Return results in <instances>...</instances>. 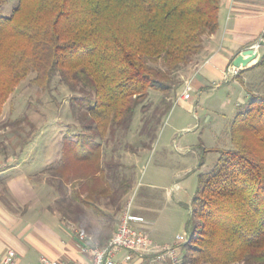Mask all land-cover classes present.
I'll return each instance as SVG.
<instances>
[{"label": "trees", "instance_id": "1", "mask_svg": "<svg viewBox=\"0 0 264 264\" xmlns=\"http://www.w3.org/2000/svg\"><path fill=\"white\" fill-rule=\"evenodd\" d=\"M7 2L0 0V116L31 73L44 90L58 75L75 93L71 109L79 125L77 141L64 136V157L80 142L94 159L83 177L89 194L81 201L99 213L94 202L108 191L107 199L122 208L133 172L127 166L120 171L114 159L101 164V154L109 138L119 141L130 131L140 106L147 112L151 90L163 94V108L146 117L141 132L154 141L181 84L178 72L201 52L203 37L218 30L221 0H18L5 16ZM255 67H264V53ZM32 135L19 134V142ZM231 144L200 175L193 198L199 209L182 245V264H264V94L237 112ZM55 188L56 205L69 221L66 185Z\"/></svg>", "mask_w": 264, "mask_h": 264}, {"label": "rangeland", "instance_id": "2", "mask_svg": "<svg viewBox=\"0 0 264 264\" xmlns=\"http://www.w3.org/2000/svg\"><path fill=\"white\" fill-rule=\"evenodd\" d=\"M17 1L8 0L2 7L5 16L11 15ZM261 45L257 42L253 48L258 50ZM259 52L262 56L264 49L259 48ZM188 66L178 72L181 84L171 96L172 106L162 118L153 142L141 130L146 117H150L156 107L158 110L163 108V94L154 90L150 91L145 102L147 112H143L142 106L136 110L130 131L119 141L113 142L109 138L104 159L124 163L130 167L128 174L133 172L131 166L134 165L132 189L121 200L122 208L116 202L115 223L107 220L110 228L115 224L111 237L129 202L131 213L147 220H144L148 226L146 231L155 243L172 245L176 243L177 235L188 234L190 221L195 219L192 213L199 209L193 198L200 175L213 169L221 151L232 148L231 125L237 112L245 109L255 95L264 94V67H257L254 71L249 70L254 65L238 68L232 63L227 69L228 78L199 91L193 87L192 71L187 70ZM233 67L239 70L234 73L231 71ZM245 70L248 71L244 74ZM35 75L31 73L23 80L6 102L0 116V141L15 132L22 139L33 134V142H42L45 137H49V142L57 138L61 141L65 135H70L73 142L77 141L75 136L79 133V125L71 109V97L75 93L61 82L58 75L50 88L44 90L34 84ZM240 75L246 78L245 87L236 79ZM187 85L191 90H186ZM185 92L190 93V99L182 100ZM240 99L242 101L237 105ZM52 173L50 167L40 177L51 181L55 187Z\"/></svg>", "mask_w": 264, "mask_h": 264}, {"label": "crops", "instance_id": "3", "mask_svg": "<svg viewBox=\"0 0 264 264\" xmlns=\"http://www.w3.org/2000/svg\"><path fill=\"white\" fill-rule=\"evenodd\" d=\"M257 42L264 49V0H221L218 30L203 37L202 51L187 68L192 71L193 87L204 90L228 78L227 69L234 58ZM260 56L259 52L248 64L247 68L254 65L249 70L258 69L255 64ZM243 75L236 79L245 87ZM48 138L42 142L32 139L18 142L19 135L11 133L0 141V259L13 249L20 264H41L42 256L57 261L86 262L90 255L82 251L80 231L88 233L98 247L105 246L112 235L115 224L110 228L107 220L115 223L118 211L117 205L107 199L111 192L104 191L101 200L94 202L99 213L92 204L81 201L89 194L83 177L91 173L94 165L90 147L82 150L80 142L74 143L69 157L65 158V140L57 138L49 142ZM104 160L103 151L101 164ZM120 164V171H124V163ZM50 167L56 186L61 181L66 185L69 221L63 219L56 205L59 192L49 180L40 177ZM131 167L134 172V165ZM103 186L100 184L101 189Z\"/></svg>", "mask_w": 264, "mask_h": 264}, {"label": "built area", "instance_id": "4", "mask_svg": "<svg viewBox=\"0 0 264 264\" xmlns=\"http://www.w3.org/2000/svg\"><path fill=\"white\" fill-rule=\"evenodd\" d=\"M239 69L231 68L237 72ZM186 90H191L187 85ZM182 100L190 99V93L185 92ZM147 223L131 213L129 202L122 213L117 229L104 247L92 244V238L82 232L79 240L84 243L82 251L90 255L86 262L57 261L42 256L41 264H182L181 245L189 241L188 234L177 235L176 243L159 245L149 236ZM0 264H20L17 253L9 249L0 259Z\"/></svg>", "mask_w": 264, "mask_h": 264}, {"label": "water", "instance_id": "5", "mask_svg": "<svg viewBox=\"0 0 264 264\" xmlns=\"http://www.w3.org/2000/svg\"><path fill=\"white\" fill-rule=\"evenodd\" d=\"M258 57V50L248 48L237 55L233 60V66L238 68H247L248 64Z\"/></svg>", "mask_w": 264, "mask_h": 264}]
</instances>
